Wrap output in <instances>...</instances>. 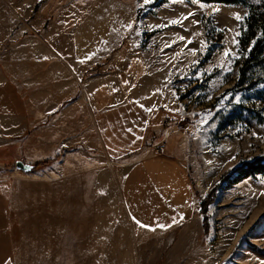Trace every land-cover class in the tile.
<instances>
[{"label": "rangeland", "instance_id": "rangeland-1", "mask_svg": "<svg viewBox=\"0 0 264 264\" xmlns=\"http://www.w3.org/2000/svg\"><path fill=\"white\" fill-rule=\"evenodd\" d=\"M251 23L258 36L264 0H0L1 121L21 111L29 123L34 97L40 120L54 107L32 82L44 81L47 57L96 59V72L120 76L93 106L101 160L67 156L68 175L48 185L38 175L64 155L25 171L10 131L0 136L7 264H264V177L221 182L264 156V47L236 86ZM63 220L70 235L54 239Z\"/></svg>", "mask_w": 264, "mask_h": 264}, {"label": "crops", "instance_id": "crops-1", "mask_svg": "<svg viewBox=\"0 0 264 264\" xmlns=\"http://www.w3.org/2000/svg\"><path fill=\"white\" fill-rule=\"evenodd\" d=\"M45 61L47 64L43 65L46 67L41 64L44 71H46L45 77H42L44 81L32 80V82L35 85L37 84V87L41 86L42 97H46L47 100H50V97L59 98V100L54 102V107L49 110H44L45 118L40 120L37 115L40 105L34 97L31 103H29L33 112L28 121L29 123L24 124L21 111L18 113L13 111L11 113L14 115H11L12 118L10 117V119L7 120L8 122L0 120V131H2V133L0 132V136H3V133L7 136V130L10 131L9 135L14 137L12 145H18V152H20L19 157H21V162L24 164L52 160L61 152L64 155L62 159L59 158L60 161L58 160L55 166L52 164L47 169L46 174H42L41 176L38 175L39 178L43 179L42 182L49 185L51 184L50 182L63 179L65 177L64 175H68L67 172H64L66 168L63 169L66 166L62 165L66 164L67 156H72V154H74L75 158L82 160L83 158L102 159V155L97 150V142L101 139L98 133L99 130H102L103 124L99 123L101 124L99 125L97 123L98 111H96L97 108L93 106H97V99L101 96V93L109 92L112 95L113 92L119 90L118 85L114 84V82H117L120 76H117L118 74L115 73V70L107 71V73L96 72L94 69V66L97 64L96 59L67 58V60L64 61L47 57ZM88 73L90 74L88 75ZM111 73L116 75V77L110 76ZM110 77L111 79H108ZM55 83L59 84L56 85ZM62 99L65 100L62 101ZM70 99H73V103L68 104ZM76 104L77 107L74 106V114L72 115L68 112L69 109L66 108ZM60 107H64L62 113L55 115V117L53 116L52 120L50 119L47 121L46 116L51 115L54 111H58ZM5 109L6 107H4L3 110ZM76 114L78 115L77 118ZM112 130H114V128H112ZM24 131L27 132L26 137H24ZM140 133L139 131V134ZM3 145L5 146L6 143H0V146ZM81 147L85 150H83V148L80 150ZM86 150L92 152L86 154ZM111 154L115 156L114 152ZM112 155H108L109 161L119 160L117 158H111L110 156ZM121 155L123 154H118V156ZM98 176H102L101 170L100 172H95V174H90L89 178L92 180L90 185L97 182ZM79 185L83 187V189L86 187V183L84 182H79ZM67 188L71 187L66 186V191ZM77 190L80 191V189ZM94 190H96L97 193H103L102 184H95ZM82 191L84 192L85 190ZM4 197L5 195L0 191V264H7L6 259L11 258V250L15 245L13 243L14 237L12 233L8 232V230H12L10 228L11 225L6 221L7 210L11 209V207H4ZM62 225L61 231L52 226L51 229L54 239L56 237V239L61 238L64 240L66 236L70 235V228L66 225L65 229L64 220ZM95 234L97 235V231ZM125 238L128 240L127 237H122L121 242H123ZM118 240H120V238ZM126 247L128 246L126 245Z\"/></svg>", "mask_w": 264, "mask_h": 264}, {"label": "trees", "instance_id": "trees-1", "mask_svg": "<svg viewBox=\"0 0 264 264\" xmlns=\"http://www.w3.org/2000/svg\"><path fill=\"white\" fill-rule=\"evenodd\" d=\"M157 1H162V0H157ZM199 1H203V2H218V3H225V4H235V3H239L242 2V0H199ZM249 14L246 17V21L248 23H250L252 21L256 22L257 18H256V7L251 5L249 7ZM252 23L249 24L248 27V31L246 32L247 38H242L240 39L241 43L244 42H248L249 39H252V45L250 47V50L246 56V59L244 60V62L242 63L239 72H238V81L236 83V86H240L242 85V82L245 78L246 72H247V68L249 66V64L252 61H258L261 54H262V49L264 47V25H261L259 28V32L260 34L258 36H254L252 37L253 33V26ZM245 33V32H244ZM242 34V33H241ZM249 37V39H248ZM52 160H43V161H39V163L37 164V166H42V165H46L48 163H50ZM255 174H260L264 177V156H261L259 158H256L252 161L246 162L240 166H236L234 168H232L230 171H228L227 173H224L222 175L221 178V182H225L227 180H230V182H234L240 178H246L248 176L251 175H255ZM214 189H216V187H214ZM209 200H211L210 198H208Z\"/></svg>", "mask_w": 264, "mask_h": 264}, {"label": "snow or ice", "instance_id": "snow-or-ice-1", "mask_svg": "<svg viewBox=\"0 0 264 264\" xmlns=\"http://www.w3.org/2000/svg\"><path fill=\"white\" fill-rule=\"evenodd\" d=\"M145 3H148V0H145ZM189 15H191V13H190ZM236 19L239 20L240 17L237 16ZM173 23H176V21H173ZM238 35H239V34H238ZM224 55H225V56H228V53L225 52ZM176 222H177V221L174 220V223H176ZM136 223H137L140 227H147L146 225L140 224L139 221H136ZM160 227H165V226L161 225ZM167 227H170V225H168ZM149 230H153V229H149Z\"/></svg>", "mask_w": 264, "mask_h": 264}, {"label": "water", "instance_id": "water-1", "mask_svg": "<svg viewBox=\"0 0 264 264\" xmlns=\"http://www.w3.org/2000/svg\"><path fill=\"white\" fill-rule=\"evenodd\" d=\"M17 167L19 168V169H22V168H25V169H23V170H29V166H26V164H24L23 162H21V161H18V163H17Z\"/></svg>", "mask_w": 264, "mask_h": 264}]
</instances>
